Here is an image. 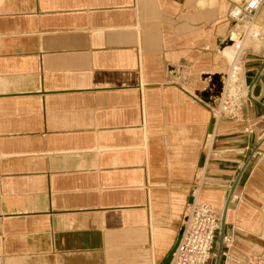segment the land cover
Masks as SVG:
<instances>
[{
	"label": "crops",
	"instance_id": "0c3cea01",
	"mask_svg": "<svg viewBox=\"0 0 264 264\" xmlns=\"http://www.w3.org/2000/svg\"><path fill=\"white\" fill-rule=\"evenodd\" d=\"M231 6L0 0V264H163L188 204L221 218L244 165L219 264L264 256V50L239 55L242 120L211 110Z\"/></svg>",
	"mask_w": 264,
	"mask_h": 264
},
{
	"label": "built area",
	"instance_id": "2783aa9c",
	"mask_svg": "<svg viewBox=\"0 0 264 264\" xmlns=\"http://www.w3.org/2000/svg\"><path fill=\"white\" fill-rule=\"evenodd\" d=\"M263 9L264 0H232L227 13L233 22L228 45L236 44L235 58L228 64L218 93V103L211 109L214 117L240 121L244 102L254 98L251 87L241 80L243 63L239 55L246 37L264 45V21L259 17ZM262 104L264 106V95ZM220 222L219 213L208 202L197 200L189 203L181 226L182 234L170 264H211ZM222 243L230 246L232 235L224 233ZM253 264H264V256L256 258Z\"/></svg>",
	"mask_w": 264,
	"mask_h": 264
},
{
	"label": "water",
	"instance_id": "95a60500",
	"mask_svg": "<svg viewBox=\"0 0 264 264\" xmlns=\"http://www.w3.org/2000/svg\"><path fill=\"white\" fill-rule=\"evenodd\" d=\"M264 69V52H263V60H262V64H261V68H260V71ZM245 167V165L241 168L236 180L234 181L233 183V186L229 192V195H228V198H227V201H226V206L224 208V211H223V214H222V217H221V222H220V230H219V238H218V250H217V253H216V259H215V262L214 264H219V256L221 254V249H222V239H223V235H224V223H225V210L227 208V204L229 202V198L234 190V187L236 185V182L239 178V175L241 173V171L243 170V168ZM182 230L183 228L181 227L180 230H179V233H178V236L176 238V241H175V244L172 246L171 250L169 251L168 255H167V258L163 261V264H169L171 259H172V255H173V252L175 251L176 249V246H177V243L181 237V234H182Z\"/></svg>",
	"mask_w": 264,
	"mask_h": 264
},
{
	"label": "rangeland",
	"instance_id": "374dc122",
	"mask_svg": "<svg viewBox=\"0 0 264 264\" xmlns=\"http://www.w3.org/2000/svg\"><path fill=\"white\" fill-rule=\"evenodd\" d=\"M259 17H262V21H264V9L262 10V12H261V14H260V16ZM234 45H236V44H234ZM233 46V45H232ZM232 46H230V47H232ZM244 48H245V50H263V48L262 47H260V44L258 43V42H252V41H249V40H247L245 43H244ZM228 50H230V48L228 47ZM227 54H228V56H231V54H233V53H231V52H227ZM247 67H249V64H247ZM263 83V82H262ZM263 85H264V83H263Z\"/></svg>",
	"mask_w": 264,
	"mask_h": 264
},
{
	"label": "bare ground",
	"instance_id": "6f19581e",
	"mask_svg": "<svg viewBox=\"0 0 264 264\" xmlns=\"http://www.w3.org/2000/svg\"><path fill=\"white\" fill-rule=\"evenodd\" d=\"M257 26H258V25H257ZM247 40L252 41V42H258V43H260V44L262 45V47L264 46L263 43H262L261 41L252 40V39H249L248 37H246V38H245V41H244L243 44H242V48H241V49H243V47H244L243 45H244V43H245ZM228 46L230 47V46H232V45H228ZM234 58H235V53L231 54V56H229V59H227V60H228V62L230 63Z\"/></svg>",
	"mask_w": 264,
	"mask_h": 264
}]
</instances>
